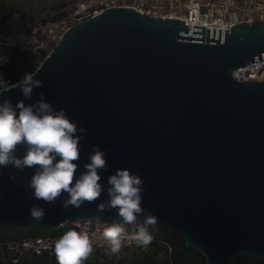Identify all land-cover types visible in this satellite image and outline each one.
Instances as JSON below:
<instances>
[{"label":"water","instance_id":"1","mask_svg":"<svg viewBox=\"0 0 264 264\" xmlns=\"http://www.w3.org/2000/svg\"><path fill=\"white\" fill-rule=\"evenodd\" d=\"M154 16L113 7L87 17L37 68L42 86L30 98L21 88L0 94L17 116L19 102L38 106L43 94L76 125L73 186L97 146L106 160L97 170L100 196L79 208L64 207L68 192L37 200L29 187L36 167L0 166V230L123 221L107 206L108 179L128 168L143 181L136 221L156 216L155 226L181 235L207 264L264 259V81L234 78L264 60V21L191 33L185 21ZM27 150L17 145L14 155ZM33 206L45 211L40 223L30 217Z\"/></svg>","mask_w":264,"mask_h":264},{"label":"clouds","instance_id":"2","mask_svg":"<svg viewBox=\"0 0 264 264\" xmlns=\"http://www.w3.org/2000/svg\"><path fill=\"white\" fill-rule=\"evenodd\" d=\"M9 57L0 56V66L9 62ZM39 69L27 72L16 84H10L0 73V94L12 88H21L26 98H30L33 88L42 86V81L36 79ZM19 115L8 101L0 105V166L9 164L17 168L36 167L29 187L34 190V197L51 203L62 192H68V199L64 207L69 205L79 208L84 201L93 202L101 194V177L98 169L104 168L106 160L104 152L97 146L91 163L86 164L87 171L83 173L73 186L74 174L79 159L78 137H74L76 125L64 114L55 111L49 103L44 102L43 94L37 105L25 106L23 102L17 105ZM34 108H37L34 111ZM17 145H27L26 155L21 159L14 155ZM57 157H60L57 160ZM111 187L108 189L109 208L118 209V214L125 224H132L137 220V214L143 212L140 195L143 183L139 175L130 169H118L116 174L108 179ZM106 207L100 204L98 210ZM30 217L37 223L43 221V208L33 206ZM157 217L149 215L144 225H155ZM139 226L127 239L135 242L138 247H147L151 241L147 227ZM124 228L114 225L106 228L102 233V240L106 242V254L109 256L120 253L124 241ZM93 252V242L87 232L74 229L65 232L55 241L54 254L57 264H83Z\"/></svg>","mask_w":264,"mask_h":264},{"label":"built area","instance_id":"3","mask_svg":"<svg viewBox=\"0 0 264 264\" xmlns=\"http://www.w3.org/2000/svg\"><path fill=\"white\" fill-rule=\"evenodd\" d=\"M113 7L133 8L142 14L155 15L156 18L179 19L185 21L191 33L193 26L213 29L215 25L222 24L226 28L221 30H231V27L238 23H251L255 19L264 21V0H84L76 4L67 16L58 20H27L16 14L6 15L0 19V56H7L10 59L7 64L0 66V73L10 84L18 83L22 77H8L5 74L11 64V50L20 49L31 53L34 55V64H42L41 62L50 55L69 28L87 17L99 15ZM234 78L264 81V60L235 70ZM114 225L124 228L121 250L139 248L127 237L136 232L139 226L144 225L142 221L125 224L124 221L100 219L76 220L59 230L74 229L78 232H87L93 242V252H106L107 244L102 240V233ZM144 226L152 236V241L148 245L150 246L157 241L159 228L155 225ZM63 234L0 242L2 260L0 264H18L19 258L25 253L36 255L48 253L55 256V241ZM164 245L171 249L167 244Z\"/></svg>","mask_w":264,"mask_h":264},{"label":"rangeland","instance_id":"4","mask_svg":"<svg viewBox=\"0 0 264 264\" xmlns=\"http://www.w3.org/2000/svg\"><path fill=\"white\" fill-rule=\"evenodd\" d=\"M82 1L84 0H0V19L6 15L16 14L27 20H58L67 16L72 8ZM38 66L39 64L33 63L34 71ZM159 231L160 229L158 233ZM164 244L170 246L171 249ZM164 244L121 250L119 254L113 256L107 255L106 252H92L87 260L93 264H175L173 246L167 242ZM178 256L182 264H207L204 254L194 248L183 249L181 245L178 249ZM243 257L249 256L236 258L234 264H253Z\"/></svg>","mask_w":264,"mask_h":264},{"label":"trees","instance_id":"5","mask_svg":"<svg viewBox=\"0 0 264 264\" xmlns=\"http://www.w3.org/2000/svg\"><path fill=\"white\" fill-rule=\"evenodd\" d=\"M11 55V64L6 69L5 74L8 77H18L23 78L24 74L27 72H33L34 67V55L28 52H24L20 49H13L10 51ZM67 229L50 231L47 229L41 228H31V229H2L0 230V242H5L9 240H23L26 238H37V237H49L58 233H65ZM164 242L170 243L174 248L173 255L176 258L175 264H182L178 256V249L182 245L183 249H186L185 239L175 233L168 230L160 229L157 237V241L151 244L149 247H154L157 244ZM136 249H141L136 248ZM8 256V254H6ZM248 256V255H241ZM241 256H238V259H241ZM244 259L250 260L253 264H264V259L255 258L252 256L243 257ZM0 263L2 260L0 259ZM18 264H57L56 258L54 255H50L48 253H44L41 255H36L32 253H25L19 258ZM83 264H93L88 260H85Z\"/></svg>","mask_w":264,"mask_h":264},{"label":"bare ground","instance_id":"6","mask_svg":"<svg viewBox=\"0 0 264 264\" xmlns=\"http://www.w3.org/2000/svg\"><path fill=\"white\" fill-rule=\"evenodd\" d=\"M213 27V26H212ZM224 29V28H226L225 26H223L222 24H217V25H215L214 27H213V29ZM43 62V61H42ZM41 62V63H42ZM41 64H39V66H40Z\"/></svg>","mask_w":264,"mask_h":264}]
</instances>
